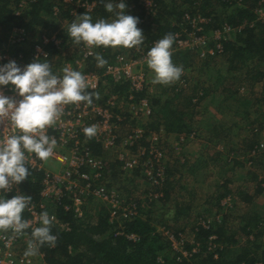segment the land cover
<instances>
[{
    "label": "built area",
    "instance_id": "2783aa9c",
    "mask_svg": "<svg viewBox=\"0 0 264 264\" xmlns=\"http://www.w3.org/2000/svg\"><path fill=\"white\" fill-rule=\"evenodd\" d=\"M7 1L12 15L21 18L25 11L39 0H2V3ZM214 1L220 5L230 6L242 3V0ZM140 2L145 17L152 19L157 12L154 0H141ZM63 3L72 6L69 14L73 17L77 16L78 10L92 13L96 9V3L89 0H63ZM52 11L53 16H56L59 9L53 6ZM254 16L255 23H250L249 27H253L256 23L264 25V0L258 3L254 10ZM244 25L246 23L240 27H232L228 23H223L220 27L215 28L213 14L205 15L198 8L193 11H185L175 25L176 30L172 33L175 36L172 53L173 55L190 54L200 61L220 58L224 54V42L230 40L228 36L239 33ZM7 30L5 43L2 40L3 34L0 33V66L9 61H15L23 69L36 58H49V54L45 50L46 45L53 43L57 51H61L59 48L63 46L57 33L42 32L40 43H33L30 46L31 49L25 53L21 47H26L30 43L26 29L22 26L12 25L8 26ZM158 40L160 39L134 47L135 58L130 54H124V52L117 53L110 63L101 67L100 73L86 70V62L95 58V46H87L81 42L74 46L81 56L79 62L75 60L70 63L71 61L67 62L66 59L62 60L61 70L53 74L62 76L64 67L80 71L89 83L86 91L99 93L100 98L93 100L91 105L87 102L62 105V115L58 117L54 125L45 129L46 134L57 142L52 156L48 159L60 166L56 173L45 169L46 161L40 160L34 153L25 152L26 167L29 172L41 176V188L37 196L28 195L24 190L14 191L15 184L8 190H0V198L10 199L18 193L32 197L31 204L23 212L24 220L30 223V227L24 230V234L16 235L12 230L0 231V264H34V257L44 263V253L38 251L35 256L26 257L24 253L28 244L23 248L24 239L27 238L28 241L32 239L29 237L32 229L42 226L39 216L43 211H47L50 217H54L53 227L60 232H67L70 230V224L63 223L58 219L56 215L58 208L65 213H72L75 219L80 220L85 217L84 204L89 201L97 202L107 211L110 223L120 224L141 217V213L145 211L144 203L149 204L152 199L162 198L160 189L165 184L167 172L162 144L167 135L162 128L158 132L149 131L147 126L139 124V122L149 120L153 113L147 97H137V94L147 90V52ZM69 48L67 46L66 50H74ZM110 82L126 84L127 90L124 91V94L109 93ZM188 84L183 73L180 79L170 86L174 92L181 91L182 93L185 92ZM0 91H3L5 96L16 100L22 99L11 84L0 86ZM243 91L244 87H241L239 92ZM200 96H202V92L192 99L193 104L197 103ZM92 125L97 127V133L92 138H88L83 129ZM12 131L10 119H6L4 124H0V142ZM253 131L262 133L260 129ZM252 135L254 136V134ZM191 139L193 138L191 137ZM181 140L182 138H179V141ZM93 146H98L100 154L95 151ZM117 147L120 150H117L114 155V150ZM110 152L113 155L108 156L112 158L111 161L119 163L123 175L138 170L149 189L156 190L155 193L150 192L142 196L134 195L124 198L115 189L108 188L107 159L103 155L110 154ZM262 152H264V145L258 142L248 151V159L245 162L251 165L253 158ZM229 196L219 203V211L214 213L212 220H208L206 217L198 218L193 224V229L195 231L199 228L209 230L215 224H219L223 217L222 212L229 207L232 208L233 201ZM49 206L54 209L53 212L48 210ZM159 232H162L163 236L171 243L173 250L180 252L183 258L191 256L183 250L184 244L188 241L182 238L181 233L176 236L165 228ZM131 238L134 239V236ZM248 239L253 240V237L249 236ZM213 240H215V236L209 237L208 252L220 248L213 243ZM189 243L196 244L193 242V238ZM197 252L196 247L192 249V253Z\"/></svg>",
    "mask_w": 264,
    "mask_h": 264
},
{
    "label": "trees",
    "instance_id": "16d2710c",
    "mask_svg": "<svg viewBox=\"0 0 264 264\" xmlns=\"http://www.w3.org/2000/svg\"><path fill=\"white\" fill-rule=\"evenodd\" d=\"M89 1L96 3L94 12L88 13L91 15L93 23L101 18L108 21L115 18L114 14L108 13L104 8V3L109 2V0H104L103 3L101 0ZM140 1L123 0L126 6L129 7H126L125 14L139 18L137 27L142 29L145 36L142 44L161 39L168 33L172 34L176 30L175 25L179 22L181 15L185 11H193L195 8L200 9L205 15L213 14L215 28L220 27L223 23H228L232 27H240L243 23H246L239 33L231 35L230 40L224 42V54L220 59L226 61L230 70L246 72V76L245 74L244 76L247 81L249 80L253 83V86L263 80L264 25L256 23L253 27H249L250 23H255L254 10L261 0H242L240 5L235 6L221 4L223 8L221 16L219 15L218 17L209 8L212 7L213 0H172L174 3H171V8L163 0H154L157 12L152 19L145 17ZM59 5L62 7L58 8V14L53 16V5L51 2L48 4L43 3V0H39L25 11L23 17L17 18L12 15L8 1L2 3V0H0V24L24 27L30 37L31 43H40L43 30L56 31L55 33L62 40L63 47L66 48L70 43H73V40L66 32L61 33L59 24L64 18L73 21L76 17L69 14L72 6L64 4L63 0H59V3L55 6L59 7ZM167 8L169 12H167ZM84 13L86 12L78 10L77 15ZM67 36L70 37L69 40H67ZM133 48L125 50L124 47L105 48L100 46L96 47V54L103 56L108 64L119 52H124L127 55L130 54L135 58ZM45 50L49 54V58L46 61L50 63L51 70L55 73L61 62L55 64L52 60L55 57H60V53L52 45L46 46ZM189 56L193 55L181 53L173 55L172 59L177 60V62L185 61V59L189 61ZM67 61H70V59H67ZM247 66L250 70L247 69ZM86 70L100 73L102 68L98 67L96 59L92 58L86 62ZM110 83L109 93L124 94V91L127 90L126 84ZM201 89L198 87V90L203 92L204 90L202 91ZM171 90V92H174L173 89ZM206 91L207 89L203 95H208ZM229 91L227 90L226 92ZM174 94L178 97L181 92H174ZM137 97H147L150 102L153 113L150 119H153V121L147 125L148 130L158 132L162 128L166 135H178L190 131L191 128L187 125L185 118V114L189 112L187 111L186 113L179 109L180 104L174 96L164 97L161 95L150 96L149 98L145 90L137 94ZM193 98L184 97L183 100L187 107L190 104L195 105L192 103ZM95 99V96H93V100ZM249 114L247 112L246 116H249ZM257 143L251 140L246 146V152ZM93 148L100 154L101 151L98 146H93ZM103 156H107L106 153ZM110 163L106 161L107 171L111 170V173H106L108 178L109 174L115 175L112 171V168L115 166ZM253 164L254 162L251 165ZM40 181V174L30 173L26 179V184L22 187L28 195L37 196L41 188ZM116 191L119 193L118 190ZM227 195L230 194L227 192L217 198L218 208L220 199ZM163 196L167 197L168 194L164 193ZM129 197L130 195L124 196V198ZM243 199L247 202L252 200L249 196H245ZM98 206L99 212L97 213L95 224L93 222L84 223L80 221L81 219H75L72 213H65L60 208L56 210L58 219L63 223H69L70 230L60 232L52 226L51 232L57 236L55 246L50 247L45 244L39 248V251L44 253V264H264V226L260 219H256L253 224L244 226L243 232L246 236V241L243 246L238 244L234 233H228L224 217H222L219 224H215L209 230L199 228L195 231L192 227L193 242L198 244V246L186 242L183 250L191 256L183 258L180 252L173 250L171 243L163 236L162 232L157 231V227L152 223L150 216L146 218L145 216H141L131 221L121 222L120 224L117 222L110 223L105 208L102 205L100 206V204ZM143 213L141 214L144 215ZM178 215H180L179 212L175 215L176 219ZM162 226L176 236L182 232V230L174 232L171 228L163 224ZM131 236H134V239ZM211 236H215L213 243L220 248H217L213 252H208L207 244ZM249 236H252L253 240H249ZM29 237L32 238L31 233H29ZM195 247L198 252L192 253V249Z\"/></svg>",
    "mask_w": 264,
    "mask_h": 264
},
{
    "label": "rangeland",
    "instance_id": "374dc122",
    "mask_svg": "<svg viewBox=\"0 0 264 264\" xmlns=\"http://www.w3.org/2000/svg\"><path fill=\"white\" fill-rule=\"evenodd\" d=\"M118 1L114 0L113 3ZM163 1L170 8L172 7L171 3H174L172 0ZM49 2L55 6L59 0H43V3L49 4ZM61 7L59 5L58 8ZM63 7L66 9L65 6ZM209 8L217 17L221 16L223 6L216 1L213 0L212 7ZM167 12H169L168 8ZM71 22L66 18L60 22L61 33H67V28ZM0 29V33L3 34L2 40L5 43L8 26L0 24ZM42 32L51 34L56 31L47 29ZM228 37L230 38L231 35ZM69 38L67 36V40ZM30 43L26 47L22 46L21 50L25 53L28 52L33 44L30 45ZM51 44L54 47V44ZM75 45L74 43L68 45L69 49H74L73 51L66 50L67 47H60L59 49L62 51H58L60 57H56V60L53 59L52 62L56 64L64 59H70V63L75 60L79 62L81 56L74 48ZM129 49L125 48V50ZM189 58V61L185 59L182 62L172 59L175 65L182 66L183 73L189 82L185 92H182L178 97L174 92H171L172 87L170 85L153 84L151 81L154 73L146 68L148 97L174 96L180 104L179 109L186 113L189 112L184 114L186 123L191 129L188 131L189 133L172 134V138L168 140L164 138L162 147L165 153L166 169H170L171 172L179 169L176 173L181 175V178L175 176L174 173H172L171 178H166L164 188L162 187L160 192L162 195L166 193L168 196L152 199L149 204L144 203L145 211L142 216L145 218L150 216L152 223L157 227V231L164 229L162 224L174 232L182 230V238L190 242L193 236L191 229L195 220L201 217L212 220L214 213L219 211L217 198L228 192L230 196H227L231 200L233 199L232 208L229 207V209L224 210L222 216L226 219L228 233H234L238 244L243 246L246 241L243 232L244 226L253 224L256 219H260L264 226V152L257 157L255 156V160L253 158V165L245 162L248 159L246 146L251 140L261 142L264 145V81L262 80L253 86V83L245 78L246 72L230 70L226 61H222L220 58L206 61H200L195 56H189ZM40 61L44 62L46 59H40ZM247 69L250 70L248 66ZM59 70H61V64L55 73H58ZM198 87L202 88V91L204 90L202 96L197 103H194L195 105L190 104L187 107L183 100L184 97L196 98L200 92ZM241 87H244L243 92H239ZM206 89L208 95H203ZM227 90L230 91L226 92ZM246 111L250 113L249 116H246ZM152 121L153 119H149L139 122V124L147 126ZM254 129H260L262 133H254ZM179 138L184 139V141H179ZM194 147L200 148L199 151L195 153ZM117 150L120 148L117 147L114 150V155ZM108 155L113 154L110 152L105 157L107 161H111L112 158ZM204 158H207L208 161H204ZM242 160L244 163L241 162ZM198 162L201 166L199 167L201 168L198 173L199 178H194L197 168L193 167ZM110 164L115 166L112 168L115 175L109 174V178H106L107 183L111 188L118 190L121 196L155 193L156 190L149 189L143 178H123L117 161H111ZM44 167L46 170L55 173L60 169L57 163L50 160L44 163ZM209 171L214 172V175L211 178H206ZM22 184L25 185L26 180L15 185L14 191H25ZM25 193L27 194L26 191ZM245 196L251 197L252 200L250 202L245 201L243 199ZM225 198L227 197L220 199V202L222 203ZM98 208L97 202L85 203L83 206L85 217L80 221L95 224L99 212ZM48 210L54 211L50 206ZM178 212L180 215L176 219L175 215ZM22 214L24 220L25 214ZM23 242V248H25L28 244L27 238ZM33 263L44 264L37 257H34Z\"/></svg>",
    "mask_w": 264,
    "mask_h": 264
},
{
    "label": "clouds",
    "instance_id": "9594fccd",
    "mask_svg": "<svg viewBox=\"0 0 264 264\" xmlns=\"http://www.w3.org/2000/svg\"><path fill=\"white\" fill-rule=\"evenodd\" d=\"M126 7L123 0L118 3L109 0L104 3V8L108 13L114 14V19L109 22L101 18L93 23L90 14H80L68 26L67 34L76 45L83 42L87 46L105 48L139 46L144 42L145 36L142 29L137 27L139 18L125 14ZM174 41V34L168 33L147 52L146 63L154 73L151 81L153 84L170 85L183 74L182 66H177L172 61ZM95 59L98 67L107 64L100 54H96ZM62 73V76L53 74L50 63L41 62L39 58L23 69L15 61L0 66V86L11 84L19 97H22L16 100L0 91V124L10 119L13 130L0 142V190L18 185L30 175L26 167L25 152L34 153L42 161H47L52 156L57 142L46 134L45 129L54 125L62 115V105L79 102L91 105L93 96L100 98L99 93L86 91L89 83L80 71L64 67ZM83 132L86 137L92 138L97 133V127H85ZM241 162L244 163V160ZM31 202V196L20 193L10 199L0 198V231L12 230L16 235H23L30 223L22 219V213ZM53 220L54 217H50L47 211L40 214L42 226L32 229V239L28 241L24 253L26 257L35 256L45 244L55 246L57 236L51 232Z\"/></svg>",
    "mask_w": 264,
    "mask_h": 264
},
{
    "label": "crops",
    "instance_id": "0c3cea01",
    "mask_svg": "<svg viewBox=\"0 0 264 264\" xmlns=\"http://www.w3.org/2000/svg\"><path fill=\"white\" fill-rule=\"evenodd\" d=\"M211 98H212V97H211ZM217 127H218V126H217ZM171 138H172L171 135H169V136L167 135V136H166V139H167V140H168V139H171ZM201 147H204V146H201ZM199 149H200V148H196V147H194V151H195V153L198 152ZM222 150H223V149H222ZM222 150H221V151H222ZM182 151H184V150H182ZM185 151H186V150H185ZM217 157H218V156H217ZM217 157H215V158H217ZM198 159H199V158H198ZM199 160H200V159H199ZM204 161H208L207 158H204ZM212 161H213V160H212ZM199 162H200V161H199ZM199 162H198V163H195V164H194V167H193V168H195V169L197 168V171L195 172L194 178H199V174H198V173H199V169H201V168H199V167H201V166H200V163H201V162H200V163H199ZM212 168H213V167H212ZM177 171H179V169H178ZM177 171H173V172H171L170 169H167V172H166V178H171V177H172V173H174L175 176H178L179 178H181V175H178V174L176 173ZM211 171H212V170H211ZM211 171L208 172V174L206 175V178H211V177L214 175V172H211ZM180 173H182V172H180ZM202 176H203V175H202ZM178 177H177V178H178ZM123 178H143V177H142L141 173H140L138 170H135V171H133V172H130V173H128V174H125Z\"/></svg>",
    "mask_w": 264,
    "mask_h": 264
}]
</instances>
